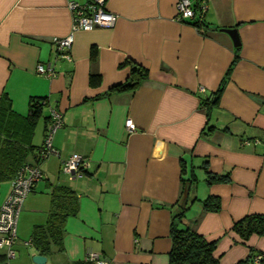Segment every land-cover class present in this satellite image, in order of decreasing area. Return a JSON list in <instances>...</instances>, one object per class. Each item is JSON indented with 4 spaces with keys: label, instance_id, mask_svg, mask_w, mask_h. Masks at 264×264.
Instances as JSON below:
<instances>
[{
    "label": "crops",
    "instance_id": "crops-1",
    "mask_svg": "<svg viewBox=\"0 0 264 264\" xmlns=\"http://www.w3.org/2000/svg\"><path fill=\"white\" fill-rule=\"evenodd\" d=\"M69 1L0 0V96L7 92L21 114L32 95L48 96L44 114L58 108L63 115L54 151L40 164L43 176L24 201L11 264H37V253L48 257L44 264H80L90 251L107 264H170L172 221L185 201L182 175L192 169L197 181L181 225L217 239L221 264L249 255L259 264L264 236L244 240L232 225L264 213V0H207L201 28L196 18L178 20L179 0H106L117 21L75 30L67 61L57 57L52 38L73 30ZM223 28H237L240 45ZM126 60L147 68L148 78L135 91L107 94L128 78ZM40 63L54 74L38 73ZM92 72L101 75L97 85ZM45 125L38 142L35 130L37 145ZM74 153L89 162L82 177L62 172ZM206 158L230 181L209 185ZM59 186L72 190L77 211L66 220L62 243L44 253L31 238L36 225L48 222ZM10 191L11 181L0 183V206ZM211 194L222 199L218 212L203 207Z\"/></svg>",
    "mask_w": 264,
    "mask_h": 264
},
{
    "label": "trees",
    "instance_id": "trees-1",
    "mask_svg": "<svg viewBox=\"0 0 264 264\" xmlns=\"http://www.w3.org/2000/svg\"><path fill=\"white\" fill-rule=\"evenodd\" d=\"M200 1L198 0L197 4ZM194 24L201 28L203 19L196 18ZM234 63L235 61L228 68L225 77L214 92L215 104H217L224 91V84L232 73ZM128 65L130 66L128 78L114 85L107 94L135 91L148 78L149 70L147 68L136 63L132 64L130 60H126L121 64L122 67ZM100 81V74L93 72L90 74V83L92 85H97ZM48 105V96L32 95L29 100L28 113L21 114L14 109L12 99L7 92L0 96V183L5 181L12 182L27 164H41L49 156L40 158V151L44 148V140L41 145L34 143L35 130L39 120L43 118L46 122L45 136L52 121V110L49 115L44 114V110ZM213 129L214 127L211 126L208 132ZM208 162V158H206L201 167L205 170L206 182L209 185L230 181L229 172L226 174L213 172L209 169ZM183 172H185V164H183ZM182 180L184 183L182 200L185 198L186 202L180 203L183 204L181 205L182 208L173 217L171 227L172 247L169 252L170 264H221L220 258L215 254L218 244L217 239L209 240L198 231L181 225L183 217L189 209L187 194L191 190L192 182L196 183L197 181L195 170L192 169L190 177L186 178L182 175ZM188 182H191L190 186ZM56 189L58 193L52 204L48 222L36 225L31 238V242L44 253H49L55 243H62L66 220L77 211L75 205L76 196L72 190L65 186H59ZM202 203L206 211L218 212L222 209V199L219 195L211 194L202 200ZM232 230L244 240L249 239L253 234L264 236V213L253 212L245 214L234 221ZM252 257V255H249L235 264H251L254 261ZM262 262L264 263V260ZM79 263L90 264L92 262L86 260V262ZM0 264H11L10 258L3 250H0Z\"/></svg>",
    "mask_w": 264,
    "mask_h": 264
},
{
    "label": "built area",
    "instance_id": "built-area-1",
    "mask_svg": "<svg viewBox=\"0 0 264 264\" xmlns=\"http://www.w3.org/2000/svg\"><path fill=\"white\" fill-rule=\"evenodd\" d=\"M207 0H201L198 4L193 0H179L177 3V18L185 21L192 18H203L207 9ZM69 8L73 11V30L64 37L55 36L52 38L57 57L67 61H72L71 53L74 42L75 30H92L97 27L113 26L117 21L118 15L112 13L106 8V0H87L80 3L70 0ZM37 71L40 74L52 76L53 67L49 64H38ZM52 121L48 126L46 136L44 137V148L40 151V158L48 156L54 151L53 136L56 130L63 125V115L58 109H52ZM128 129L132 130L134 125L131 119L126 122ZM248 143H250L248 141ZM89 162L82 154L74 153L62 164V172L74 177L84 175ZM43 172L40 164H27L17 174L11 182V191L5 202L0 207V250H3L7 256L12 259L16 257L15 244L17 241V227L20 213L23 209L24 201L27 195L33 190L36 182L42 178ZM86 260L95 264H107V259L100 252L90 251L86 255ZM255 260L263 264L264 255L259 254Z\"/></svg>",
    "mask_w": 264,
    "mask_h": 264
},
{
    "label": "water",
    "instance_id": "water-1",
    "mask_svg": "<svg viewBox=\"0 0 264 264\" xmlns=\"http://www.w3.org/2000/svg\"><path fill=\"white\" fill-rule=\"evenodd\" d=\"M222 30L226 31L231 36L235 46L240 45L241 42L237 28H223ZM32 259L37 264H44L48 257L42 253H37L33 255Z\"/></svg>",
    "mask_w": 264,
    "mask_h": 264
},
{
    "label": "rangeland",
    "instance_id": "rangeland-1",
    "mask_svg": "<svg viewBox=\"0 0 264 264\" xmlns=\"http://www.w3.org/2000/svg\"><path fill=\"white\" fill-rule=\"evenodd\" d=\"M46 112H47V109H46ZM43 118L42 119H40V122H39V124H38V126H37V129H36V131H37V135H36V138H35V141L36 142H38V141H40V135L42 134V133H40L39 132V130L41 129V128H43ZM35 143V142H34ZM36 144V143H35ZM16 247H17V245H16ZM17 249V248H16ZM16 258V257H15ZM15 258H12V259H10L11 261L12 260H15Z\"/></svg>",
    "mask_w": 264,
    "mask_h": 264
}]
</instances>
